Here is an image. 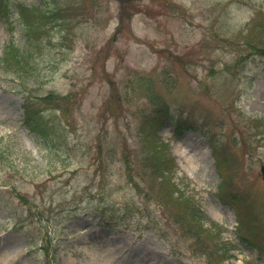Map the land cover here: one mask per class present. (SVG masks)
<instances>
[{"label": "rangeland", "instance_id": "obj_1", "mask_svg": "<svg viewBox=\"0 0 264 264\" xmlns=\"http://www.w3.org/2000/svg\"><path fill=\"white\" fill-rule=\"evenodd\" d=\"M6 6L0 264H264V0Z\"/></svg>", "mask_w": 264, "mask_h": 264}, {"label": "trees", "instance_id": "obj_2", "mask_svg": "<svg viewBox=\"0 0 264 264\" xmlns=\"http://www.w3.org/2000/svg\"><path fill=\"white\" fill-rule=\"evenodd\" d=\"M53 15H55V13H54ZM32 24H33V21H31L30 24L28 25V33H29V34H30V31L32 30ZM15 53H16L15 50H12L11 48H10V49H7V52H6V55H5L6 62H8V56H9L10 54H11L12 56H15V55H16ZM263 53H264V51H263ZM16 62L18 63L19 61H16ZM229 251H230V249H228L227 252H229ZM229 257H231L230 254L227 255V258H229Z\"/></svg>", "mask_w": 264, "mask_h": 264}, {"label": "water", "instance_id": "obj_3", "mask_svg": "<svg viewBox=\"0 0 264 264\" xmlns=\"http://www.w3.org/2000/svg\"><path fill=\"white\" fill-rule=\"evenodd\" d=\"M262 171V176H263V180H264V167L261 168Z\"/></svg>", "mask_w": 264, "mask_h": 264}]
</instances>
